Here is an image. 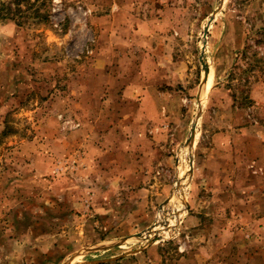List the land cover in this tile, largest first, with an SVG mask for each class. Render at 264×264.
<instances>
[{
    "label": "rangeland",
    "instance_id": "obj_1",
    "mask_svg": "<svg viewBox=\"0 0 264 264\" xmlns=\"http://www.w3.org/2000/svg\"><path fill=\"white\" fill-rule=\"evenodd\" d=\"M20 1L0 0V264H235L259 245L264 0Z\"/></svg>",
    "mask_w": 264,
    "mask_h": 264
},
{
    "label": "crops",
    "instance_id": "obj_2",
    "mask_svg": "<svg viewBox=\"0 0 264 264\" xmlns=\"http://www.w3.org/2000/svg\"><path fill=\"white\" fill-rule=\"evenodd\" d=\"M169 80H165L162 83H165L166 86H172V78L171 76H168ZM145 85L143 84H130L129 86H126L124 88V94L126 95V98L130 99H137L138 97H141V102L142 104L146 105L147 107L144 108L145 111H147L150 115V119L149 120H154L155 116H157L159 114V109L155 103V101H153L152 96L145 92ZM140 95V96H139ZM162 108V107H161ZM139 184V183H138ZM261 195V199L258 202L257 205H255V210H258V216L261 215V211L262 214L264 213V194L260 193ZM134 204V203H133ZM138 204V203H135ZM258 208V209H257ZM258 224H260V226L257 228L255 231H252V233H244L246 239L252 241V240H257L260 239L261 241H259V245L253 247V248H243L241 247V245H239L238 249H240L239 251L237 250V255L238 258H235L234 263L235 264H239L238 261L240 260L239 257H243V264H264V215L261 216V218L258 220ZM261 232V235L258 237L257 235H253V234H257L258 232ZM262 236V237H261ZM128 237H122L123 239L125 238H129ZM120 238V239H122ZM105 238H103L104 240ZM102 240V239H101ZM103 246H108L106 244H103ZM112 247L110 248H105L103 250H99L101 252H105V251H111ZM80 255V254H78ZM242 264V263H241Z\"/></svg>",
    "mask_w": 264,
    "mask_h": 264
},
{
    "label": "water",
    "instance_id": "obj_3",
    "mask_svg": "<svg viewBox=\"0 0 264 264\" xmlns=\"http://www.w3.org/2000/svg\"><path fill=\"white\" fill-rule=\"evenodd\" d=\"M207 79H208V73L205 72V73H204V78H203V81H202V87L206 85ZM203 88H204V87H203ZM197 119H198V115H197V117H196V120H197ZM194 126H195V123L191 126L190 135H189V137H188V139H187V144L190 145V146L192 145L193 138H194V134H195ZM137 236L139 237L140 234H138ZM126 239H127V238L122 239L121 241H124V240H126ZM116 245H118V244L115 243V244L108 245V246H96V247H93V248L87 250L86 253H89L90 251H99V250H103V249H105V248L114 247V246H116ZM72 259H74V257H73ZM72 259H71V260H68V261L65 262L64 264H71Z\"/></svg>",
    "mask_w": 264,
    "mask_h": 264
},
{
    "label": "trees",
    "instance_id": "obj_4",
    "mask_svg": "<svg viewBox=\"0 0 264 264\" xmlns=\"http://www.w3.org/2000/svg\"><path fill=\"white\" fill-rule=\"evenodd\" d=\"M30 1H31V0H21L20 3L23 2L25 5L32 6L33 3H30ZM34 2H35V0H34ZM17 4H18V1H16V3H15L16 10L20 11V9H19V7H18L19 5H17ZM26 8H28V7L26 6ZM8 10H10V9H8ZM1 18H2V19H7V18H8V15H5V14H4L3 17H1ZM5 134H6V133H5ZM6 135H7V134H6Z\"/></svg>",
    "mask_w": 264,
    "mask_h": 264
}]
</instances>
